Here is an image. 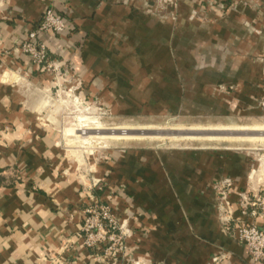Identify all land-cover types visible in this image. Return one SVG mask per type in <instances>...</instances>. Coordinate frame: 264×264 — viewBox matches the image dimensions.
Wrapping results in <instances>:
<instances>
[{
	"label": "crops",
	"instance_id": "crops-1",
	"mask_svg": "<svg viewBox=\"0 0 264 264\" xmlns=\"http://www.w3.org/2000/svg\"><path fill=\"white\" fill-rule=\"evenodd\" d=\"M51 4L70 29L42 39L86 102L118 116L180 115L206 102L207 87L218 91L213 100L224 96L220 81L206 85L182 65L186 50L175 30L203 39L209 28L201 18L197 31L191 15L176 25L169 14L153 13L152 0H0V264H207L215 257L217 264H257L239 239L242 223L264 229V214L242 207L243 197L254 200L249 159L121 146L102 152L93 171L79 172L40 108L41 90L53 87L55 76L19 48ZM224 7L229 12L218 16L217 33L229 34L230 50L263 55L264 0H229ZM241 63L232 81L238 95L254 86V62L245 60L244 69ZM226 179L233 181L229 228L218 208ZM94 199L128 219V252L116 261L84 244V211Z\"/></svg>",
	"mask_w": 264,
	"mask_h": 264
},
{
	"label": "rangeland",
	"instance_id": "rangeland-1",
	"mask_svg": "<svg viewBox=\"0 0 264 264\" xmlns=\"http://www.w3.org/2000/svg\"><path fill=\"white\" fill-rule=\"evenodd\" d=\"M229 0H152L153 13L158 15L169 14L178 25V20L182 15H191V26L195 25L197 31L199 18L205 20L209 33L203 36V39L197 36V32H190L176 35L175 39L186 51H184L183 67L187 72L193 75L199 72L200 77L206 85L220 83L224 96L220 95L218 99L213 100V94L218 97V91L206 88V102L196 104L187 111L178 114H123L116 115L111 109L102 106L100 103L85 101L79 94V88L67 85L68 82L63 79L57 80L51 88H43L41 93L45 99L41 110L48 122L60 130L62 143L67 151L69 159L77 164V169L82 173L91 172L95 168V162L101 158L102 152L113 147L137 148L141 150L148 149H187V150H206V152H221L236 154L242 159L252 161V187L253 194L264 195V139L248 140L246 138H228V139H208L202 136L199 139L180 138L177 130H188L194 128H215V127H264V54L240 55L230 50L232 41L229 34L217 33L218 25L216 20L221 14L229 12ZM222 6V7H220ZM175 25V26H176ZM193 30V28H192ZM187 35V36H185ZM205 35V34H204ZM177 37V38H176ZM206 37V38H205ZM175 40V41H176ZM242 45V44H241ZM176 48V45H175ZM181 58V56H179ZM182 57V58H183ZM245 60L254 62L253 71L254 86L242 90L238 95L235 92L238 88L233 84L237 69L236 64L241 61L240 68H245ZM178 60H175V63ZM222 70L219 72L220 67ZM228 68H233L231 71ZM230 70V71H229ZM53 73L52 71H49ZM244 74L239 70L238 76ZM54 75V74H53ZM64 79L67 77L62 74ZM245 91L247 94L245 95ZM211 92V93H210ZM218 105L215 106V105ZM81 116L97 117V123L104 128L129 127L134 129L152 128L153 131L163 132L158 138L145 139H100L91 138L88 143H82L78 140L80 133L65 136V129L68 127L79 128ZM79 124V125H78ZM168 127V128H167ZM163 128V129H162ZM177 128V129H176ZM169 138H168V137ZM174 136V137H173ZM171 138V139H170ZM202 139V140H200ZM233 139V140H232ZM117 145V146H113ZM104 147V150L101 148ZM230 180L232 187L233 181ZM225 181V180H224ZM255 184V185H254ZM224 185V182L222 186ZM117 260V259H116ZM114 260V261H116Z\"/></svg>",
	"mask_w": 264,
	"mask_h": 264
},
{
	"label": "built area",
	"instance_id": "built-area-1",
	"mask_svg": "<svg viewBox=\"0 0 264 264\" xmlns=\"http://www.w3.org/2000/svg\"><path fill=\"white\" fill-rule=\"evenodd\" d=\"M56 2V0H53ZM68 19L59 13L54 4L47 7L35 28L27 31L19 48L28 55L32 62L45 70L52 71L57 80L64 79L61 66L56 60H51L48 46L42 37L48 32L62 34L69 31ZM230 180H225L218 197V208L224 224L229 228L233 218V210L228 199L227 187ZM248 206L254 207L252 215L264 214V195L254 194V200L247 197L242 199L244 210ZM84 244L96 254L105 259L116 260L120 255L128 252L127 239L129 237L128 219H119L110 204L94 199L84 211V221L81 227ZM239 239L247 245L250 259L257 264H264V229L251 223H242L239 227ZM215 257L207 264H217Z\"/></svg>",
	"mask_w": 264,
	"mask_h": 264
},
{
	"label": "bare ground",
	"instance_id": "bare-ground-1",
	"mask_svg": "<svg viewBox=\"0 0 264 264\" xmlns=\"http://www.w3.org/2000/svg\"><path fill=\"white\" fill-rule=\"evenodd\" d=\"M79 128L68 127L65 129V136L71 137L78 135V140L82 143H88L91 138L125 140L127 139H145L161 137L163 132L153 131L152 128L134 129L129 127L104 128L97 123V117L81 116ZM79 125V124H78ZM168 128V127H167ZM163 129V128H162ZM177 129V128H176ZM180 138L199 139L202 136L208 139H228V138H246L248 140L264 139V127H215V128H194L188 130H177L176 133ZM164 135V134H163ZM168 137V136H167ZM174 137V136H173ZM169 138V137H168ZM171 139V138H170ZM202 140V139H200ZM233 140V139H232Z\"/></svg>",
	"mask_w": 264,
	"mask_h": 264
}]
</instances>
